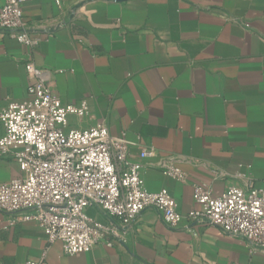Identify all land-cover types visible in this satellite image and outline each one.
Wrapping results in <instances>:
<instances>
[{
    "label": "crops",
    "instance_id": "1",
    "mask_svg": "<svg viewBox=\"0 0 264 264\" xmlns=\"http://www.w3.org/2000/svg\"><path fill=\"white\" fill-rule=\"evenodd\" d=\"M22 11L40 43L29 50L0 36V111L28 98L32 61L63 104L87 103L70 126L103 121L111 137L124 135L146 190H167L183 221L169 230L146 210L125 248L66 256L34 223L0 214V264L44 249L46 264H264L242 240L186 220L195 184L219 196L237 174L264 179V0H29ZM19 175L0 159V184Z\"/></svg>",
    "mask_w": 264,
    "mask_h": 264
},
{
    "label": "built area",
    "instance_id": "2",
    "mask_svg": "<svg viewBox=\"0 0 264 264\" xmlns=\"http://www.w3.org/2000/svg\"><path fill=\"white\" fill-rule=\"evenodd\" d=\"M26 1L0 4V36L32 50L40 39L24 18ZM24 69L33 80L28 98L9 101L0 111V159L11 158L20 172L0 184V214L10 218L8 224L34 223L48 245L60 243L66 256L98 246L125 248L131 227L146 210L156 212L167 229L178 228L183 217L175 200L165 189L146 190L142 166L129 158L124 135L111 137L103 121L83 130L71 127L69 117L88 116L87 103L63 104L40 80V70L32 61ZM150 155L140 148V159ZM165 173L184 179L176 168ZM236 177L239 183L219 196L208 186L195 184L192 198L197 207L186 220L188 225L214 227L242 240L249 252L264 255V179ZM46 252L23 264H46Z\"/></svg>",
    "mask_w": 264,
    "mask_h": 264
},
{
    "label": "rangeland",
    "instance_id": "3",
    "mask_svg": "<svg viewBox=\"0 0 264 264\" xmlns=\"http://www.w3.org/2000/svg\"><path fill=\"white\" fill-rule=\"evenodd\" d=\"M91 215H93V214H91Z\"/></svg>",
    "mask_w": 264,
    "mask_h": 264
}]
</instances>
